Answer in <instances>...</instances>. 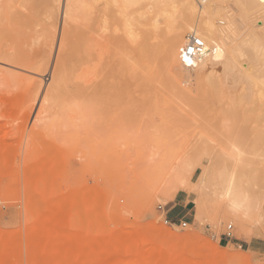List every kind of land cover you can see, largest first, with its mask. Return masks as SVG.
I'll use <instances>...</instances> for the list:
<instances>
[{
  "label": "rangeland",
  "instance_id": "obj_1",
  "mask_svg": "<svg viewBox=\"0 0 264 264\" xmlns=\"http://www.w3.org/2000/svg\"><path fill=\"white\" fill-rule=\"evenodd\" d=\"M61 1L0 0V264H264V105L215 109L204 103L209 70L145 66L139 45L161 32L167 0H142L137 42L125 39L141 75L102 90L93 69L123 56L124 26L100 28L105 0H95L86 30ZM69 67L74 76L54 78ZM182 164L198 187L174 194ZM227 177L249 240L220 198ZM158 204L187 225L165 224Z\"/></svg>",
  "mask_w": 264,
  "mask_h": 264
},
{
  "label": "bare ground",
  "instance_id": "obj_2",
  "mask_svg": "<svg viewBox=\"0 0 264 264\" xmlns=\"http://www.w3.org/2000/svg\"><path fill=\"white\" fill-rule=\"evenodd\" d=\"M94 1L63 0V2L61 1V12L65 14L66 18L67 16L73 17L80 24L87 22L88 25L85 28L82 26L87 30L92 14L98 11L96 8L94 9ZM141 1L105 0L102 16L99 17L101 20L97 23L100 28H108L109 23L116 25L114 20L116 21V18H119L122 26H124L126 36L124 41L126 39L128 43L131 42V45H133L137 42L138 33L135 29L133 30V26L140 23L142 15V12L137 15L135 12L139 9L138 6H141ZM163 11L164 27L161 32L144 39L139 45L144 64L145 66L149 65L146 66L147 68L153 67V71H151L153 74L154 72L156 74L157 71L163 72V69H169L172 64L180 65L181 70L184 72L182 73L188 78L193 73L195 74V71L207 69L212 76L208 78L206 75L207 86L205 91L207 93H205V104L211 107L216 105L215 109L234 112L239 110L238 108L240 110L242 108L243 111L260 108L256 104L259 100L263 107L264 0H167ZM185 33V37L187 35L200 37L205 46L199 60L187 65L182 64L178 58L179 48L185 43ZM124 41H122L124 46L123 56L114 55L117 58L113 60L112 57L108 62L103 61L101 67L93 69L95 75L101 76L103 82L100 88L104 91L110 79L113 83V81L119 82L120 79L128 75L132 77L141 75L137 71V67L128 62L127 54L131 45L128 46ZM65 69H55L54 78L60 81L67 80L75 75L76 71L73 67ZM147 71L150 70L147 69ZM143 76L146 77V75ZM198 77H201V74ZM171 88L174 89L177 98L192 99L190 90L180 86L176 79H171ZM194 104L197 106V103ZM261 115L259 121L264 120V111ZM162 139L169 140V137ZM185 171L184 164H182L181 166L177 165L174 173L171 172L173 175L169 179V185L172 187L174 194L178 191L192 193L198 187L197 183L191 184L186 179L187 177L185 178ZM238 171L237 173L240 172ZM235 173L236 171L234 175L237 174ZM233 177L230 179L227 177L229 180L222 191L219 192V195L226 204L227 212L235 215L236 221L242 227L237 237L249 240L250 233L244 228L245 221L243 218L245 211H247V205ZM144 202L146 206L151 207L153 201L150 197H146ZM195 202L200 205L199 200ZM58 214H60V211L52 213L56 216ZM142 237L140 233L139 239H142ZM159 263L158 258L156 262L152 261V264Z\"/></svg>",
  "mask_w": 264,
  "mask_h": 264
},
{
  "label": "built area",
  "instance_id": "obj_3",
  "mask_svg": "<svg viewBox=\"0 0 264 264\" xmlns=\"http://www.w3.org/2000/svg\"><path fill=\"white\" fill-rule=\"evenodd\" d=\"M204 42L203 40L196 35H187L185 37V43L182 47L179 48L178 58L182 64H192L199 60V57L204 52ZM157 210L162 216V221L167 225H176L180 227H185L187 222L183 218H175L169 216V210L165 208V205L158 204ZM229 231L226 232L225 236H230L231 225L227 226Z\"/></svg>",
  "mask_w": 264,
  "mask_h": 264
},
{
  "label": "crops",
  "instance_id": "obj_4",
  "mask_svg": "<svg viewBox=\"0 0 264 264\" xmlns=\"http://www.w3.org/2000/svg\"><path fill=\"white\" fill-rule=\"evenodd\" d=\"M176 204H178V203H174V206H175ZM168 215L171 216L169 213H168Z\"/></svg>",
  "mask_w": 264,
  "mask_h": 264
}]
</instances>
